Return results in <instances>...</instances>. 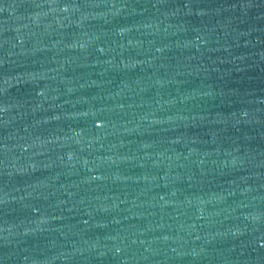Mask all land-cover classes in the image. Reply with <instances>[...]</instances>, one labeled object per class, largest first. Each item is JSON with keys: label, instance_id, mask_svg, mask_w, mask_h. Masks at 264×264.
I'll use <instances>...</instances> for the list:
<instances>
[{"label": "water", "instance_id": "obj_1", "mask_svg": "<svg viewBox=\"0 0 264 264\" xmlns=\"http://www.w3.org/2000/svg\"><path fill=\"white\" fill-rule=\"evenodd\" d=\"M0 264H264V0H0Z\"/></svg>", "mask_w": 264, "mask_h": 264}]
</instances>
